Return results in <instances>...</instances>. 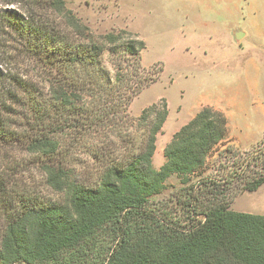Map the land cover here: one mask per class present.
Listing matches in <instances>:
<instances>
[{"label":"trees","instance_id":"trees-1","mask_svg":"<svg viewBox=\"0 0 264 264\" xmlns=\"http://www.w3.org/2000/svg\"><path fill=\"white\" fill-rule=\"evenodd\" d=\"M2 2L11 6L0 7V35L15 38L20 63H37L40 74H9L14 89L0 95V149L11 150L0 155V264H264V215L231 209L240 192L264 186V135L248 148H218L227 118L205 106L156 169L168 103L161 98L138 117L128 108L165 66L143 64L139 33H95L66 0ZM63 138L128 144L88 146L102 159L91 181L75 175ZM35 168L59 197L23 181ZM172 174L184 219L153 199Z\"/></svg>","mask_w":264,"mask_h":264},{"label":"crops","instance_id":"crops-1","mask_svg":"<svg viewBox=\"0 0 264 264\" xmlns=\"http://www.w3.org/2000/svg\"><path fill=\"white\" fill-rule=\"evenodd\" d=\"M199 2L203 19L212 25L204 23V28L198 30L191 24L171 45L178 52V77L198 84L202 90L185 102L186 89H181L177 105H173L172 93L167 91L153 101L165 98L169 108L162 133L157 137L153 156L156 169L165 163V147L174 134L205 106L226 116L229 143L253 142L264 134V0L248 4L247 0ZM185 10L189 17L194 8L187 6ZM169 82L171 87L177 80L171 78ZM173 176L178 177L172 174L169 178ZM241 208L235 209V201L232 202V210L246 212Z\"/></svg>","mask_w":264,"mask_h":264},{"label":"rangeland","instance_id":"rangeland-1","mask_svg":"<svg viewBox=\"0 0 264 264\" xmlns=\"http://www.w3.org/2000/svg\"><path fill=\"white\" fill-rule=\"evenodd\" d=\"M66 2L67 6L95 33H105L122 28L139 33L147 45L142 53V62L146 67H150L156 62L164 63L165 70L158 81L133 98L128 108L131 116L138 117L141 115L144 108L155 103L153 101L166 91L169 95L172 93V103L177 105L176 102L181 98L179 92L181 89H186L185 102L196 94L198 95L202 90L198 87V84L187 83L178 77V52L171 45V42L180 38L182 31L191 24L198 30L204 28V25H206L204 23L212 25L211 21L203 19V11L199 0H66ZM250 2H254V0H247V4ZM231 5L234 6L233 1ZM7 6L0 0L1 8ZM187 6L194 8L193 14L189 17H186L185 14ZM240 9H242L241 6ZM18 54L17 40L0 35V95L8 88L14 89L9 81L10 79H8L9 74L18 75V71L29 69V75L34 76V78L39 77V65L26 59H24V64L23 60L20 63L19 58L21 57ZM171 78H175L177 82L169 87ZM6 102L13 104L11 101ZM12 106L14 108V105ZM15 108H17L16 105ZM136 113L140 114L135 115ZM128 131L125 128L123 134L126 135ZM263 135L253 142L234 141L229 143L225 140L218 148H223L228 144L248 148L260 140ZM124 138L126 139V137ZM108 139L117 140L114 135H111ZM114 143L118 145L122 143L124 146L128 144V142H98L97 140L95 142H69L63 138L61 142L62 155L73 167L75 175H78L81 179L87 177L89 180L94 181L98 177L99 165L102 159H97L94 156L91 151L92 148L87 150L88 146L108 144L107 148L112 150ZM13 152L18 155L17 148ZM10 154L11 150L3 151L0 149L1 156H9ZM116 155L117 152L110 151L106 157L113 158ZM25 173L22 177L24 182L39 186L43 194L53 198L59 197L51 188L45 186L42 174L36 168ZM181 187L180 178L173 176L166 181V188L160 194L154 196L153 199L164 200L166 206L173 210V216L184 219L186 216L185 210L177 204L176 200ZM234 201L235 209L244 207L246 212L262 214L264 213V186L255 192H240ZM1 233L2 219L0 218V237Z\"/></svg>","mask_w":264,"mask_h":264},{"label":"water","instance_id":"water-1","mask_svg":"<svg viewBox=\"0 0 264 264\" xmlns=\"http://www.w3.org/2000/svg\"><path fill=\"white\" fill-rule=\"evenodd\" d=\"M236 36H237L238 38H240V36H239L238 34H237Z\"/></svg>","mask_w":264,"mask_h":264}]
</instances>
